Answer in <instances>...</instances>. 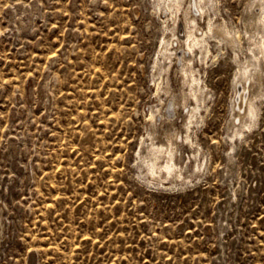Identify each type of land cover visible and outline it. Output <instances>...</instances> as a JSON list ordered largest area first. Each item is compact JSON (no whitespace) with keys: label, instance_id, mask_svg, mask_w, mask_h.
<instances>
[{"label":"rangeland","instance_id":"1","mask_svg":"<svg viewBox=\"0 0 264 264\" xmlns=\"http://www.w3.org/2000/svg\"><path fill=\"white\" fill-rule=\"evenodd\" d=\"M249 3L211 0L198 19L237 45L211 41L196 67L209 96L185 180L142 161L170 110L160 86L183 88L177 61L161 69L163 0H0V264H264V90L256 124L227 136Z\"/></svg>","mask_w":264,"mask_h":264},{"label":"bare ground","instance_id":"2","mask_svg":"<svg viewBox=\"0 0 264 264\" xmlns=\"http://www.w3.org/2000/svg\"><path fill=\"white\" fill-rule=\"evenodd\" d=\"M163 1L166 5L162 10L174 15L176 26L171 29L172 36L164 40L161 46L160 53L163 63L161 69L167 72L171 62L173 60L177 61L176 66L179 69L181 79L179 81L182 83L180 86L183 85V88L181 87L182 89L176 92L172 88L170 89L168 87L170 85H167V83L165 84L166 87H164L165 85L160 86L159 89L163 92L162 96L166 101L164 104L170 110L161 112L159 104L158 107L156 106L157 108L151 109L150 116L154 122L156 120L154 119V113L160 110V123H164V125L148 130L147 137L143 140L145 146L144 151L142 150L144 154L142 161L150 175L155 176L162 172V175H160L162 179L171 176L189 180L191 173L194 171L186 168L190 154L183 157L182 146L185 142H192L189 130L191 125L198 120L197 117H202L200 109L209 96V92L200 85L201 79L198 76L199 72L196 67L201 62H205L211 41H225L228 47L235 51L237 45L235 36L237 34L227 29L228 27L226 28L223 23L211 24L210 17H207V23L204 21L206 23V25L204 24L205 27L200 25L198 19L202 18L201 16L211 0ZM254 5L257 6L255 12L249 15L245 24H243L245 25V34L249 44V47L247 46L249 53L244 61L238 63L233 81L236 96H234V99L232 98L231 115L227 123V136L230 140L241 136L245 129L250 130L256 124V99L262 95V90H264V0H256V4L249 3L248 8ZM180 21L183 26H181L182 29L179 28ZM249 26L251 28H248ZM213 31L216 35L211 34ZM179 32H182L183 35H179ZM164 73L162 74L165 79ZM160 103L162 104V101ZM178 106L182 108L180 125L184 127V130H182L184 132L179 129V126H176V121L173 119L178 114ZM196 151L192 152L191 157L193 166L197 170L200 166H203L204 159L202 158L203 155L201 157ZM175 159L180 160V163ZM232 159L233 155L229 154L228 161L231 162ZM183 169L186 170V174L182 172ZM230 170L229 167L225 168L226 172ZM3 222V216L0 213V239L3 236Z\"/></svg>","mask_w":264,"mask_h":264}]
</instances>
